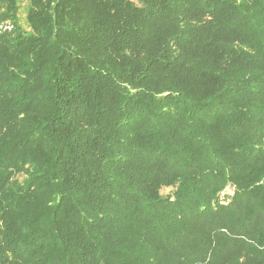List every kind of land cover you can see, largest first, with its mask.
I'll use <instances>...</instances> for the list:
<instances>
[{"label": "trees", "instance_id": "1", "mask_svg": "<svg viewBox=\"0 0 264 264\" xmlns=\"http://www.w3.org/2000/svg\"><path fill=\"white\" fill-rule=\"evenodd\" d=\"M0 264H264V0H0Z\"/></svg>", "mask_w": 264, "mask_h": 264}, {"label": "rangeland", "instance_id": "2", "mask_svg": "<svg viewBox=\"0 0 264 264\" xmlns=\"http://www.w3.org/2000/svg\"><path fill=\"white\" fill-rule=\"evenodd\" d=\"M226 193L232 194L233 193V188L231 186H228V188L226 189Z\"/></svg>", "mask_w": 264, "mask_h": 264}]
</instances>
